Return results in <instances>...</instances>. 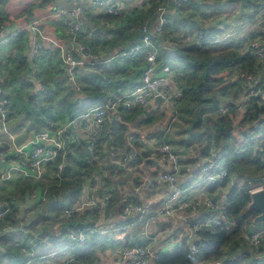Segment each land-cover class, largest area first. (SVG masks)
Masks as SVG:
<instances>
[{
	"label": "crops",
	"instance_id": "crops-1",
	"mask_svg": "<svg viewBox=\"0 0 264 264\" xmlns=\"http://www.w3.org/2000/svg\"><path fill=\"white\" fill-rule=\"evenodd\" d=\"M31 1L33 3L34 0ZM37 1L35 0L36 3ZM87 1L88 0H74L68 4L59 3L53 10L49 9L47 11H54L77 3L86 4ZM194 1L203 6L205 19L211 22V25H207L206 29L217 31L216 38L211 39L212 43L217 42V40L220 43L233 40L237 43L238 50L244 53V47L247 43H245V40L251 36V42L254 39H262L264 24H260L259 14L263 9L260 0ZM114 5L126 13L139 9L142 6L138 0H120L116 1ZM47 11L37 13L25 22L18 21L17 19V21L10 25H3L0 27V39L8 36L12 30L33 22L34 19L36 20V18L40 17L39 15H45ZM172 12L173 8L167 11V18L171 17L172 14L170 13ZM96 17L91 15H82L80 17L84 38H89L91 33L99 32L101 28L103 29L106 26L103 21L95 20L94 18ZM37 25L41 29L42 34L69 46L66 43L63 19H44L37 23ZM106 28H108V26H106ZM232 28L233 31L231 32ZM223 30H225V33L222 32ZM181 31H185V35L188 34L184 29ZM181 31H179L178 34ZM33 35V31L28 29L22 36L23 44L21 51L22 55L27 59L28 67L27 70L23 72L22 76H20L19 84L20 86H26V84L30 86L27 91H23L24 93L19 96L22 105L14 103L13 95L9 92L11 90L5 89L3 86L4 79L7 78V61L11 49L15 45H13L14 39L6 47L3 45L0 46V90L2 95H4L10 103L8 108V126L16 134L18 143L26 142L36 130H50L54 127L64 126L63 154H72L76 158L80 157L78 155V150H80L77 149L78 145H85L81 152L87 154V145L89 142L100 141L98 142V146L102 149L101 158L96 157L97 168L93 176L87 178L83 182L80 196L75 204L82 202L85 195L100 199L98 206L95 208L97 209V213L94 220L89 221V223L91 222L103 228L114 227V235L118 238L113 240L105 237L107 241L106 244L96 250L95 257H93L90 262L81 263L73 260L69 254L64 252L65 249L61 247L59 250H55L57 252L55 256H47L49 249L45 250L43 248L37 250L36 252L43 256V258L32 261V264H124L119 257L120 249L123 245L148 242L152 245L153 249L160 253H170L181 243L190 245L194 237V233L190 231L191 224L197 219H204L214 215L216 210L214 207L207 208L201 205L196 211H177L173 215H164L161 213V206L167 195V187L157 178L158 171L163 168L156 154L157 146L161 143L167 144L170 150L177 156L179 162L177 184L183 191V198L185 199L196 197L203 200L209 197L205 191V186L203 187L197 183L201 174V168L207 159H214L217 157L225 158L227 156L226 152L223 151L220 145L216 144L213 139H210L206 143L203 142L200 135L203 131V125L190 130L188 122L179 117V113L175 111V107L169 106L167 103L163 102L153 103L149 110L139 111V113L135 115L134 111L120 106L116 110L108 111L101 125H96L91 119L80 116L86 111H82V113L77 112L74 118H70L69 113L65 111L66 106H70L71 103L79 101L81 107L86 109L88 98L93 97L91 96L92 93L84 91L87 87L85 82L91 81V79L99 73L105 75L108 71L111 72L112 65L115 67L117 63V65L123 64L126 66V72L123 74L124 76L119 77L118 81L123 82L128 80L130 84L136 85L139 82L144 62L141 66L128 64L127 61L132 60L130 58L134 56L129 58L116 57L115 53L123 49L121 47H116L111 53V56H106L104 54L98 56L100 61L97 63L75 67L71 74L74 84L81 94L79 97H75L68 85L69 77L67 72L59 63L56 50L50 44L42 42L43 50H45L41 56L35 58L31 55L30 47ZM245 36H247L246 39ZM185 39H192V36L189 38L185 37ZM164 45L168 46L169 41L165 42ZM69 48H71V52L74 56L78 58L79 52L77 49L74 46H69ZM111 61L117 62L112 64ZM158 66L160 67L161 65L158 64ZM133 71L139 72L137 75H134L132 73ZM41 73L44 75V79L40 78ZM38 79L46 89L48 96L43 103L38 105L39 108L36 109L37 114H35V119L33 120L31 116L26 114L31 108L26 101L27 97L39 93L37 90ZM114 82L115 81L112 80L111 84L113 86H109L102 90L104 98H115L120 95H125L134 88L133 85L127 87L121 86V88H119ZM176 87L177 82L172 72V74L167 76L166 89L172 91ZM84 95H86V97ZM247 99L248 96L242 92L236 94L235 97L229 96L227 98H222L219 105L215 107L216 109L214 108L215 111L206 112V114H204V116L211 115L214 117L217 111L218 113L220 112V107H225L227 111L230 105L233 106L237 115L235 119H232L233 138L230 140V143L233 147H236L237 141L242 139V132H244L246 128L242 127L240 124L246 112ZM101 102L102 101L98 102L96 105ZM71 107L73 109L75 105ZM130 107H134V105ZM73 112L75 113V111ZM117 125L123 127L122 131L119 132L117 130ZM236 125L241 128L235 127ZM203 152L205 156H203ZM257 152L258 145H254V154ZM85 158H87V155ZM4 163L3 158L0 156V172L5 167ZM71 170L75 171L76 168L72 166ZM235 178L237 177H230L229 185L237 182H235ZM50 179V175L45 176L44 174L41 180L48 181ZM240 179L237 184L244 186L245 184H242V180L244 179ZM22 180L23 179L19 176H14L9 181H0V188L10 187L12 190L9 192L13 193L14 186H18ZM251 182H253V180ZM227 191L228 188L225 187L211 197L217 196L219 199L221 197L225 199ZM30 194L36 196L33 203L34 205L44 201L42 200L41 192L39 193L37 189L31 191ZM104 195H108L110 199H112L113 196L115 202L112 204L111 208H108L107 205H102L101 200ZM124 199L142 205L145 209V219L141 224L127 229L125 234L121 236V231H117L116 228L124 221L120 215V205ZM45 205L46 206L43 205L45 214H41V217H48L50 212L52 216V211L49 209L50 203ZM62 216L64 218L66 217L64 214H62ZM52 218L53 227L56 229L54 237L59 236L63 231L72 229L67 224L64 225L58 219ZM18 226L19 228L15 227L18 228L17 230L22 229L20 220ZM256 228L257 227L252 226L250 230H256ZM258 229L264 230L262 227H258ZM162 231L164 232L161 233ZM51 240L52 239L47 236L43 237L45 243L49 244ZM30 243L34 244L33 241H30ZM241 251L242 249L237 252L236 256H238ZM200 264L213 263L204 262Z\"/></svg>",
	"mask_w": 264,
	"mask_h": 264
},
{
	"label": "trees",
	"instance_id": "trees-1",
	"mask_svg": "<svg viewBox=\"0 0 264 264\" xmlns=\"http://www.w3.org/2000/svg\"><path fill=\"white\" fill-rule=\"evenodd\" d=\"M168 1L149 0L139 9L127 13L123 12L117 16L100 15L94 19L103 21L108 28L105 26L99 32L91 33V38H84V34H81L78 40L93 55L101 56L104 54L111 56L116 47L127 49L129 46L140 42V26L145 24L150 27L157 15V9L159 7H166ZM44 5H52L48 6L50 10L56 7L54 0H38L37 3L34 0L33 3H29L28 8L20 13L19 16L25 22L30 16L32 17L35 14V9ZM202 7V5H199L194 0H189L187 3H181L174 7L173 12L170 13L172 15L170 18H167V23L163 27L162 32L160 34H151V38L153 41L162 39L167 42L166 40L169 38L167 34L170 32L171 37H175L179 29L186 30L192 36V39L186 40L187 43L184 44L174 43L172 38V43L168 46H165L162 42H158L157 62L161 66H169L175 75L177 87L181 94L174 104L175 111L179 113V117L188 122L190 130L203 125V131L200 134L203 142L206 143L210 139H213L227 154L225 158H214L223 161L227 170L226 177L205 186V191L209 196L229 186L223 209L224 221L214 227L200 228L194 231L192 244L197 250L195 254H191L188 244L181 243L170 253H160L153 264H195L197 261L213 262L223 260L222 258L225 254L228 256V258L223 260L225 264H236L241 259H250L249 251H241L238 256L236 254L242 247L247 246L239 240V235L246 226L252 223V218L255 215V212L247 211L250 197L248 194L243 193V189L247 183L264 182V166L261 163L260 156L261 152L264 151V102L256 94L257 91L264 92V83L262 79H254L252 82L245 80V76L256 75L259 72L257 57L250 48L251 40L246 43L244 53L238 50V45L233 40L212 43L210 38L213 35V31L200 25L197 19H193L195 13L200 12ZM16 20V16L14 15L6 19L0 16V27L5 24V21L9 24ZM103 31L106 34L109 33V36L104 34ZM103 36H107V38ZM22 44V36L13 40L14 47L11 49L7 61V78L4 79L3 84L5 89L11 90L9 92L13 95V102L20 105H22V101L18 96L21 87L19 78L28 67L27 59L22 55ZM130 59L132 60H128V64L135 66L143 65L144 58L142 55L134 56ZM116 62L111 61L112 64ZM111 70V72L108 71L105 75L101 73L97 74V76L88 82V87L84 91L92 93L91 96L93 97L88 98L86 109L81 107L79 101L66 106L65 111L69 113L70 118H74L77 112L82 113V111L94 107L98 102L105 101L106 98H104L102 90L113 86L111 84L112 80L115 81V85L119 86V88L121 86L127 87L133 85L128 80L123 82L118 81V78L124 76L123 74L126 72L125 65H117L116 63L115 67L112 65ZM138 72L133 71L132 73L137 75ZM40 78L44 79L42 73L40 74ZM136 85L133 86L135 87ZM250 90L252 94L248 95ZM241 92L248 95L246 112L240 124L246 128L242 132V139L237 141L236 147H233L230 143V140L233 138L232 130L229 121H226L228 119L227 115L234 111L233 106L230 105V108L225 113H218L217 111L214 117L211 115L204 116V114L215 111V107L219 105L222 98L235 97L236 94ZM47 96L48 93L45 89L44 92L27 97L26 103L33 107L30 106L31 108L26 114L31 116L33 120L35 119V114H37L36 109L39 108L38 105L43 103L47 99ZM74 105L75 107L72 109L71 106ZM126 109L134 111V115L142 111L138 106ZM122 129V126L117 125L119 132ZM256 133H260L261 135L259 138L254 139L253 135ZM92 142L94 144L95 158H101L102 149L98 146V142L100 141ZM254 145H258V152L256 154H254ZM84 146L78 145L77 147V149H80L78 150L79 158L68 154L64 155L63 158L59 157L54 163H47L44 174L45 176L50 175V180H39L37 182L22 180L18 185L20 194L6 197L2 201L3 203L0 202V212L4 211L5 208L9 209L0 220V264H32V261L39 260L40 258H31L27 254L31 249L30 241L34 242L35 252L43 248L52 251L66 247L64 252L69 254L73 260L81 263L90 262L95 257L96 250L106 244V238L98 235H87L85 240L80 243H70L66 236L67 231L61 232L57 237L48 236L53 240L48 244L43 241V238L24 234L23 229L17 230L18 228H15L16 222H19L15 220L18 209L16 202L18 200L23 201L25 198L27 199L30 192L34 189H37L39 193L43 190L46 191L44 201L39 204L42 206L50 203L49 209L54 213H63L65 208H70L76 203L80 196L83 182L87 178L92 177L97 168V161H91L89 152L87 154L81 152ZM86 155L87 158H85ZM203 156H205L204 152ZM60 162L63 163V171L58 179L54 176V168ZM72 166L76 168L75 171L71 170ZM231 176L237 177L235 178L237 182L229 185ZM239 179L243 181L244 186L237 184ZM252 180L253 182H251ZM114 202L112 196V199L109 198L105 205L111 208ZM96 213L97 209L83 214L74 213L66 216L63 224H67L72 228L71 230L77 231L86 225L92 224L89 221L94 220ZM20 222L23 223L21 220ZM5 226L9 229L4 230ZM44 227L46 226L44 225ZM263 244L264 238L254 252L262 254ZM23 248L25 252L22 251ZM29 260L31 262L27 263ZM254 264H264V262Z\"/></svg>",
	"mask_w": 264,
	"mask_h": 264
},
{
	"label": "built area",
	"instance_id": "built-area-1",
	"mask_svg": "<svg viewBox=\"0 0 264 264\" xmlns=\"http://www.w3.org/2000/svg\"><path fill=\"white\" fill-rule=\"evenodd\" d=\"M120 0H88L86 4H74L69 7L56 9L54 11H47V13L39 15L40 17L34 19L33 22L24 24L14 30H12L8 36L0 39V46H7L13 39L23 36L28 29H31L34 33L31 40V55L35 58L41 56L44 53L42 42L50 44L57 53L59 63L65 68L66 72L70 73L72 77V70L75 67H81L88 64H94L100 61V58L93 55L86 46L81 43L78 38L82 31V23L80 17L82 15L100 16L111 15L117 16L123 13L122 9L116 7L114 4ZM124 1V0H122ZM141 5H145L149 0H138ZM189 0H169L166 7H159L157 9L156 19L152 22L151 26L143 24L139 28L141 35L140 42L129 46L127 49H120L115 53L116 57H131L142 55L144 58V65L141 69L139 83L125 95H120L115 98H107L102 103L88 109L80 116L83 118L91 119L96 125H101L105 118V115L110 110H116L118 107L128 108L131 105L138 106L142 111H147L153 103L163 102L169 106L174 107L176 100L180 98V90L176 87L174 90L166 89L167 76L172 74V70L169 66H158L157 51L158 42L165 44L162 39L153 41L151 34H160L163 27L167 23V11L178 6L181 3H187ZM263 9L261 10L259 17L262 24H264V0H260ZM46 19H63L64 29L66 35V43L69 46H74L81 58H76L71 52V48L64 43H60L55 39L42 34L41 29L37 23ZM167 41V40H166ZM264 34L262 39H254L250 43V48L257 57V64L259 66V72L256 75H247L245 80L248 82L254 81V79H262L264 83ZM98 61L96 62L95 60ZM73 79V78H72ZM37 90L44 92L45 88L40 80H37ZM255 93V92H254ZM252 94L250 90L248 95ZM260 99L264 102V93L261 91L256 92ZM247 95V96H248ZM156 98L162 99V101H156ZM9 100L2 95L0 90V156L4 160L5 167L0 172V181L5 182L11 180L14 176H19L23 180L30 182H37L42 179L45 173L46 164L54 163L59 157H64V138L65 131L64 126L54 127L50 130H36L30 139L24 143H18L16 134L9 128ZM220 112H225V107L219 108ZM260 133L253 135V138H259ZM88 152L91 155V161H95V150L93 142L88 144ZM157 157L163 168L157 173V178L166 185L167 195L163 200L161 206V213L164 215H173L177 211H196L201 205L207 208L214 207L216 213L208 218L197 219L191 226L190 231L194 233L200 228H211L219 225L224 221L223 209L225 207V199L217 198L215 204H212V197H206L203 200L198 198L185 199L182 198V190L177 184V175L179 172V162L177 156L170 150L167 144L161 143L156 149ZM261 163L264 166V151L261 153ZM165 168V169H164ZM54 176L60 178V174L63 171V163L60 162L55 166ZM227 170L223 164V161L216 159H207L201 168V174L198 182L203 186L215 183L226 177ZM264 189V182L261 183H247L244 187L243 193L250 194L251 191L256 189ZM46 191L41 192L42 200L45 199ZM109 199L108 195L102 197L101 203L105 205ZM99 200L93 196L85 195L83 201L73 205L70 208H65L63 214L70 216L74 213H85L93 211L99 204ZM5 208L0 212V220L3 215L8 211ZM144 207L140 204L134 203L128 199H124L120 205V215L123 218V223L116 228L117 231H121V236L125 234L126 230L137 226L145 219ZM114 227L103 228L95 224H89L77 231L67 230L66 236L70 243L82 242L87 235H98L101 237L111 238L116 240L118 237L114 235ZM5 229L7 226H5ZM162 231L161 233H163ZM264 238V230H254L253 232L246 234L245 239L252 246H258ZM193 243V242H192ZM188 244L191 254L196 253V247L193 244ZM35 246L31 243V249L27 253L31 258H40L43 256L35 252ZM66 247H62L65 249ZM25 252V249H22ZM56 251H51L47 256H55ZM159 251L152 248L150 243H138L132 245H123L120 249L119 257L124 264H151L157 259ZM31 262L30 260L27 262ZM204 262L197 261L195 264ZM213 264H225L223 260H216L211 262Z\"/></svg>",
	"mask_w": 264,
	"mask_h": 264
},
{
	"label": "rangeland",
	"instance_id": "rangeland-1",
	"mask_svg": "<svg viewBox=\"0 0 264 264\" xmlns=\"http://www.w3.org/2000/svg\"><path fill=\"white\" fill-rule=\"evenodd\" d=\"M71 1H73V0H54V3L56 5H59V3H61V4H68ZM31 2H32L31 0H0V16L6 19L7 17H10V16L14 15V16H16V19H18V21H23L22 17H20L19 14L22 13L23 11H25L28 8L29 3H31ZM48 6H52V5H44L42 7H39L38 9H35V12H36L35 14L42 13L44 11L49 10L50 7H48ZM187 15H189V14H187ZM29 18L27 20H29ZM205 18L206 17L204 16L203 7L201 8V11L200 12L195 13V15L193 16V19H197L198 20V23L200 25H202L204 27H207V25H211V22H209V20H207ZM213 22H215V21H213ZM10 24L11 23L8 24V22L6 23V21H5V24L4 25H10ZM181 30H183V29H179L177 31V33L179 31H181ZM225 30H223L222 32L225 33L224 32ZM232 31H233V28H232L231 32ZM103 33H104V31H103ZM212 33H213V35L211 36L210 40L216 38L215 36L217 34V31L215 30ZM104 34H106V33H104ZM108 34L109 33H107L106 35L109 36ZM107 36H103V37L104 38H107ZM167 36L169 37L167 39V41H169V45H171V43H172L171 42V38L174 41V43L176 42L178 44H184V43H187L186 40H191V39H185V37L186 38H189L191 36L189 34H186L185 35V31L184 32L181 31L175 37H173V36L171 37V33L169 32L167 34ZM246 37L247 36H245V39H246ZM250 40H252V36L250 38H248L247 40H245V43L246 42L248 43V41H250ZM217 42H218V40H217ZM223 42H225V41H223ZM245 48H246V46L244 47V49ZM85 84H87V87H88V82H85ZM29 88H30L29 85H26V86H23L22 85L20 87V92L18 93V96H20V94L24 93L23 91H25V90L27 91ZM30 106L33 107L32 105H30ZM229 114L227 115L228 119H226V121H229L231 130L233 132V129H232V125H233L232 124V119H235L237 117L236 111H232ZM235 127L241 128L238 125H236ZM235 182H236V179H235ZM197 183H199L198 180H197ZM242 184H244V183L242 182ZM199 185H202V184L199 183ZM245 186H247V184ZM15 187H16V189H15ZM228 187L229 186H227V188ZM10 190H12V189H10V187H1L0 188V202H2L4 200V198H6V197H13V196H15L17 194H20V191L18 190V186H14L13 193L9 192ZM182 198H183V193H182ZM35 199H36V196L34 194H29L28 197H27V199L25 198V200H23V201H19L18 200V202H16L17 203L16 206L18 205V209L16 211V218H15V220L16 221H19V220L23 221V223H21V225H22V229L24 231L23 232L24 234H31V236H33V237L34 236L35 237L38 236L39 238H43L45 236H47V237L48 236L49 237L54 236V234L56 233V229L53 227L54 224L52 223V220H53L52 217H54L55 219H58L59 221H61L63 223V221H65V218L62 216L63 213H60V212L54 213V212H52V216H51V212L49 211L50 213H49L48 218H42L41 217V214H45V212H44V206H46V205L44 204V206L43 205L41 206V205H39V203H37L36 205H34L33 203H34ZM41 209H42V212H41ZM44 225L46 227H44ZM251 225L253 227H257L256 230L258 229V227L264 228V225L263 224L256 225V224H252L251 223L250 225L246 226L243 229V231L239 235V240H241V242H243L245 245H247V246L241 248L242 251H249L250 253H255L254 250H256L258 246H252V245H250L247 242V240L245 239V235L246 234H249V233H251V232H253L255 230V229L254 230H250V228L252 227ZM15 226L19 228L18 222H16ZM52 251H55V250H52ZM48 252H49V250H48ZM55 253H57V252H55ZM226 258H228L227 254H225L222 259L225 260ZM254 263H258V262L251 261L250 259H241V260H239V262L237 264H254Z\"/></svg>",
	"mask_w": 264,
	"mask_h": 264
},
{
	"label": "water",
	"instance_id": "water-1",
	"mask_svg": "<svg viewBox=\"0 0 264 264\" xmlns=\"http://www.w3.org/2000/svg\"><path fill=\"white\" fill-rule=\"evenodd\" d=\"M260 24H262L261 21H260ZM78 57L83 59L80 54H78ZM95 61L97 62L98 59ZM67 75L69 77V82H68L69 88L72 90L75 97H79L81 94L78 88L75 86L74 81L72 77L70 76V73L67 72ZM84 96L86 97V95ZM156 101H162V99L156 98ZM249 197H250V202L247 205V211L255 212V215L252 218V224H256V225L263 224L264 225V189L260 188V189L251 191V193L249 194ZM216 200H217V196L212 197V200H211L212 204H215ZM262 250H263L262 254L250 253V259L258 261V262H264V244L262 245Z\"/></svg>",
	"mask_w": 264,
	"mask_h": 264
}]
</instances>
